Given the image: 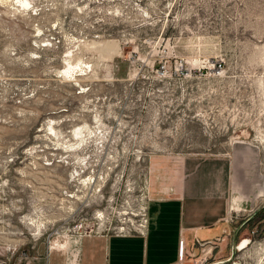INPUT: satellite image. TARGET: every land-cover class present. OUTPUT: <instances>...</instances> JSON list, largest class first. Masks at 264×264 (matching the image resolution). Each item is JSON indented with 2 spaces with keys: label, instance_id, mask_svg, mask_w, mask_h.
Returning <instances> with one entry per match:
<instances>
[{
  "label": "rangeland",
  "instance_id": "obj_1",
  "mask_svg": "<svg viewBox=\"0 0 264 264\" xmlns=\"http://www.w3.org/2000/svg\"><path fill=\"white\" fill-rule=\"evenodd\" d=\"M188 155L244 205L186 260L264 264V0H0V259L136 228Z\"/></svg>",
  "mask_w": 264,
  "mask_h": 264
},
{
  "label": "crops",
  "instance_id": "obj_2",
  "mask_svg": "<svg viewBox=\"0 0 264 264\" xmlns=\"http://www.w3.org/2000/svg\"><path fill=\"white\" fill-rule=\"evenodd\" d=\"M176 160L149 204L145 233L78 235L59 246L17 254L9 262L0 259V264H189L186 253L222 246L233 230L232 217L244 205L243 195L231 192L227 158L188 155Z\"/></svg>",
  "mask_w": 264,
  "mask_h": 264
},
{
  "label": "built area",
  "instance_id": "obj_3",
  "mask_svg": "<svg viewBox=\"0 0 264 264\" xmlns=\"http://www.w3.org/2000/svg\"><path fill=\"white\" fill-rule=\"evenodd\" d=\"M149 221H150V217L148 215V208H147L144 210L141 223L136 228H134L130 231L120 230V231L116 232V234L127 235V234H132L135 232L145 233L146 229L148 227ZM95 234H99V233H95Z\"/></svg>",
  "mask_w": 264,
  "mask_h": 264
},
{
  "label": "bare ground",
  "instance_id": "obj_4",
  "mask_svg": "<svg viewBox=\"0 0 264 264\" xmlns=\"http://www.w3.org/2000/svg\"><path fill=\"white\" fill-rule=\"evenodd\" d=\"M247 241H248V240L245 239V240L242 241V243L237 244V248H238V249H241V248L245 247ZM222 263H223V262H222Z\"/></svg>",
  "mask_w": 264,
  "mask_h": 264
}]
</instances>
